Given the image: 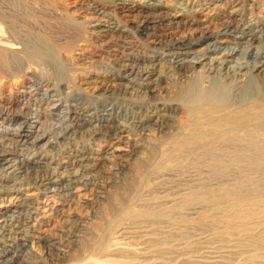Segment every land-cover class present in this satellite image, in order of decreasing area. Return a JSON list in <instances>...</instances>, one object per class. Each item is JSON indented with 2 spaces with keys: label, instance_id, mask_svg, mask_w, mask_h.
<instances>
[{
  "label": "bare ground",
  "instance_id": "1",
  "mask_svg": "<svg viewBox=\"0 0 264 264\" xmlns=\"http://www.w3.org/2000/svg\"><path fill=\"white\" fill-rule=\"evenodd\" d=\"M125 1L105 2L121 7ZM168 1L145 0L137 7L142 23L135 28L146 35L153 34L149 31L157 32L153 34L155 41L149 44L151 53L138 58H135L134 53L125 52L117 56L115 60L121 64H116L117 68L110 76L116 81V87L105 91L108 99L118 95L137 100L147 97L152 102L151 112H160L157 116L134 119V123H119V109L112 104L110 107L103 106L101 111L90 107L82 109L77 106L80 104L70 102L65 104L61 98L54 99L60 97L56 88L49 85L39 87L35 83L38 78L31 80L33 84L29 89L37 98L29 102L25 112L21 113L22 109L10 112L0 106L3 120L0 123V171L9 176L14 175L11 186L4 185L11 183L10 180L6 182V179L0 178V195L4 194L2 188L9 191V188L20 187L26 191L21 194L18 190L14 192L21 196L14 201L11 199L9 204L0 199V264L23 263L24 254L21 250L36 238L34 214L47 217L53 210L59 212V204L41 202L43 206L39 205L33 188L39 191L41 199L51 200L67 194L79 197L82 189L98 173L105 171L104 157L91 155L83 149L64 155L63 158L60 154L59 160L52 157L53 151L56 152L63 142L76 134L110 138L112 145L106 154L109 158L105 160L118 161L123 169L129 163L125 157L130 145L140 151L146 147H141L130 137V126L144 142H154V136H151L153 132L164 136L161 144L169 143L171 146L163 150L161 156L165 159L178 157L184 160L200 150L204 158L216 166H226L228 157L231 160L229 162L241 165L244 170L234 187L223 185L208 190L207 186L206 191L205 186L202 192L188 194L184 201L187 205L204 201L217 204L222 199L227 202V198L234 197L228 205L230 212L235 213L242 205L246 207L241 213L228 214L226 218L230 226L235 222L252 220L260 212L256 206L264 201V198H260L264 195V176L259 175L264 172V18L261 22L241 24L236 20V15L244 0H226L221 4H208H212L214 9L228 4L233 8L228 17L224 18V13L220 12L210 17L206 27L197 22L187 26L184 18L189 12L168 5ZM102 6L94 7L93 11L104 21L107 19L109 24L113 19L106 15L107 9ZM124 9L132 11V8ZM190 12L195 14L199 10ZM8 14L0 12V68L4 74L16 76L25 71L32 77L41 67L49 71L56 70L60 60L59 46L46 34L35 32L32 28V31L22 28L19 17ZM214 23L215 27L212 26ZM110 25H115V22ZM180 25H184V29L193 26L194 35L176 39L173 34L181 29ZM203 45L205 48L198 50ZM160 93L164 94L163 98L161 95V98L158 97ZM45 115L62 119L64 125L58 126L59 131L55 129L57 133H49L42 128L41 119ZM18 117H21L20 122H16ZM15 123L18 126L11 128ZM116 250V247L113 248V251ZM60 252L63 256L69 253ZM27 261L24 264H30ZM93 263L109 264L105 260Z\"/></svg>",
  "mask_w": 264,
  "mask_h": 264
},
{
  "label": "rangeland",
  "instance_id": "2",
  "mask_svg": "<svg viewBox=\"0 0 264 264\" xmlns=\"http://www.w3.org/2000/svg\"><path fill=\"white\" fill-rule=\"evenodd\" d=\"M105 1L0 0V12L18 16L21 27L27 31L34 30L50 36L59 46L57 52L60 53L56 70L49 71L41 67L33 73V78L25 71L16 76L4 74L0 68L1 107H6L10 112L21 109V113L25 112L29 102L37 98L29 89L33 84L31 80L38 78L35 83L39 87L49 85L56 88L60 97L54 99L61 98L65 104H80L77 106L82 109L90 107L99 111L103 106L110 107L112 104L119 109V123L128 124V121L160 113L151 112L152 102L147 97L137 100L122 95L112 99L105 96L108 88L116 87V81L110 78L119 63L115 58L122 52L134 53L135 58L150 54L149 44L152 45L155 41L153 34L157 33L153 30L149 31L153 34L146 35L135 28L142 23L137 7L145 0H126L121 7H114ZM223 1L226 0H170L168 5L189 12L184 18L187 26L197 22L206 27L212 15L222 12L226 18L231 14L233 8L228 4H223L219 9L208 4H221ZM96 6H105L106 15L113 19L111 23L115 22V25L108 24L107 19L104 21L99 14L94 13L93 8ZM125 7L132 8V11L125 10ZM240 9L236 20L241 24L261 22L264 18V0H244ZM198 10L195 14L190 12ZM106 25L111 27H105ZM215 25L214 23L212 26ZM4 26L7 28V25ZM184 27L180 25L181 29L174 31L176 39L194 35L193 26L188 29ZM204 48L203 45L198 50ZM160 95L162 97L164 94L160 93L159 98ZM167 99L172 100L169 97ZM1 117L0 113V123L3 121ZM20 121L21 117H18L16 122ZM61 121L59 117L45 115L41 119L42 128L50 131L49 133H57L55 129L64 125ZM17 126L15 123L11 128ZM133 130V126H130V137L137 144L140 143L141 147H146L140 151L130 145V154L125 157L129 163L124 169L119 166L121 163L118 161L105 160L109 158L106 154L110 152L112 145V140L106 136L76 134L63 142L56 152L51 153L54 154L53 158L59 160L64 155L83 149L91 155L104 157L103 167L106 172L98 173L82 189L79 197L67 194L51 200L41 199L39 191L31 188L37 193L35 200L39 205L55 203L61 206L59 212L53 210L52 215L50 213L47 217L33 215L36 218V238L30 240L25 249H20L24 254L22 264L27 260L30 264H95L93 262L104 260L109 264H264V201L256 206L260 212L253 216L254 219L235 222L232 223L233 226L229 225L226 218L228 214L232 216L236 212L241 213L246 207L242 205L235 213L230 212L228 205L234 197L227 198V202L226 199L225 202L223 199L218 200L220 203L217 204L204 201L187 205L185 202L188 194L202 192L205 188L208 191L223 185L234 187L237 178L244 173L241 165H234L226 157V166H216L211 160L204 158L200 150L184 160L178 157L165 159L161 155L168 145L169 148L171 146L169 143L161 144L164 136L153 132L151 136H154V142L148 143ZM221 168H226V171L220 170ZM3 174L0 173V178L6 179V182L14 180V175ZM259 175L264 176V172ZM11 184L12 181L4 185ZM23 189L9 188L7 191L2 188L5 195H0V199L9 204L8 202L21 196L14 193L17 190L20 194L26 193ZM260 198H264V195ZM114 246L118 249L116 252L113 251ZM61 250L69 253L63 256L60 254Z\"/></svg>",
  "mask_w": 264,
  "mask_h": 264
}]
</instances>
